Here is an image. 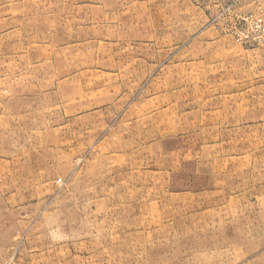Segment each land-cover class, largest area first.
Listing matches in <instances>:
<instances>
[{"label": "rangeland", "instance_id": "1", "mask_svg": "<svg viewBox=\"0 0 264 264\" xmlns=\"http://www.w3.org/2000/svg\"><path fill=\"white\" fill-rule=\"evenodd\" d=\"M0 264H264V0H0Z\"/></svg>", "mask_w": 264, "mask_h": 264}]
</instances>
